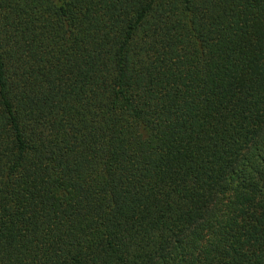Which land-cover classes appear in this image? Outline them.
I'll use <instances>...</instances> for the list:
<instances>
[{
  "label": "trees",
  "instance_id": "trees-1",
  "mask_svg": "<svg viewBox=\"0 0 264 264\" xmlns=\"http://www.w3.org/2000/svg\"><path fill=\"white\" fill-rule=\"evenodd\" d=\"M0 264H264V0H0Z\"/></svg>",
  "mask_w": 264,
  "mask_h": 264
}]
</instances>
